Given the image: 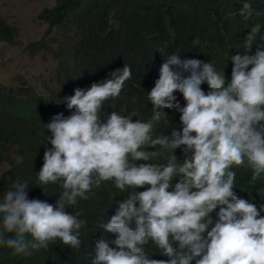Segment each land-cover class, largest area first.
Masks as SVG:
<instances>
[{"label":"clouds","instance_id":"9594fccd","mask_svg":"<svg viewBox=\"0 0 264 264\" xmlns=\"http://www.w3.org/2000/svg\"><path fill=\"white\" fill-rule=\"evenodd\" d=\"M252 14L243 0L240 15L248 20ZM260 27L251 28L244 50L226 54L220 69L212 61L169 57L147 93V121L115 111L102 120L105 101L118 97L131 79L127 65L86 90L66 87L73 93L57 105L75 111L46 124L51 148L38 173L40 184L60 182L62 192L48 195L45 187L28 188L19 178L12 187L0 184V264H264V204L258 210L233 191L234 168L252 172L253 183L264 174V47L253 46ZM177 91L184 107L174 103ZM164 109L181 113L182 130L156 133L157 125L168 126ZM181 146L191 156L178 163L173 150ZM164 153L166 163H134ZM110 180L121 192L148 187L118 201L94 244L86 221L70 206Z\"/></svg>","mask_w":264,"mask_h":264},{"label":"trees","instance_id":"16d2710c","mask_svg":"<svg viewBox=\"0 0 264 264\" xmlns=\"http://www.w3.org/2000/svg\"><path fill=\"white\" fill-rule=\"evenodd\" d=\"M248 2L253 9L248 20L240 15L243 0H56L54 6L43 8L37 19L48 26V31L27 47L30 54L40 50L51 53L55 63L46 94L23 86L0 85L1 186L12 187L19 178L28 182V188L39 185L45 187L48 195L61 194L60 182L40 184L38 173L44 151L51 148L47 143L51 133L46 124L58 113L67 117L75 111L57 105L60 99L65 102L64 97L72 95L66 87L74 84L73 88L86 90L92 83L110 79V73L127 65L131 68V79L125 81L118 97L105 101L102 120L115 111L124 116L135 112L133 122L147 121L152 116L147 93L159 78L161 65L172 55H178L181 60L212 61L220 69L227 53L244 50L245 38L256 24L261 27L253 46L264 47V0ZM17 36V28L0 17V41L14 44ZM194 40L199 43L194 45ZM54 42L59 46L57 51L51 49ZM172 68L184 77L190 75L177 66ZM93 72H97L94 81L90 78ZM201 88L208 93L202 84ZM174 95V103L184 107L182 94L177 91ZM163 111L168 126L157 125L156 133L170 136L172 130H182L181 113L176 109ZM183 147L173 150L182 161L186 155L191 156V152L184 153ZM166 156L164 153L154 161L134 163H166ZM234 171V193L254 203L259 210L264 204V174L253 183L249 178L252 172L239 167ZM178 180L175 177L171 181L168 191L174 189ZM147 187H126L121 192L114 181L102 182L98 189L87 193L89 199L77 198V204L70 209L86 221L89 239L96 244L93 235L101 230L104 220L108 222L116 213L118 201ZM218 211L219 208L210 214L213 225L208 230L214 226ZM260 215L264 216V211ZM131 227L135 228V224ZM47 264L69 263L67 259H53Z\"/></svg>","mask_w":264,"mask_h":264},{"label":"rangeland","instance_id":"374dc122","mask_svg":"<svg viewBox=\"0 0 264 264\" xmlns=\"http://www.w3.org/2000/svg\"><path fill=\"white\" fill-rule=\"evenodd\" d=\"M55 4L56 0H0V17L18 30L14 44L0 41V85L47 93L55 59L45 51L30 54L27 46L47 30V25L37 19L40 10ZM58 48L55 42L51 46L52 51ZM177 161L183 163L178 157Z\"/></svg>","mask_w":264,"mask_h":264}]
</instances>
